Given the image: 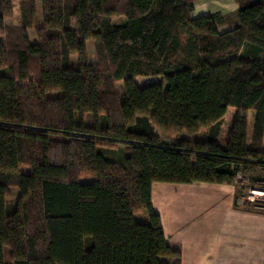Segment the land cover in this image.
<instances>
[{
    "label": "trees",
    "instance_id": "16d2710c",
    "mask_svg": "<svg viewBox=\"0 0 264 264\" xmlns=\"http://www.w3.org/2000/svg\"><path fill=\"white\" fill-rule=\"evenodd\" d=\"M39 1L41 27L36 0H0V264L5 249L12 264L179 258L152 207L153 183L234 185L241 166L264 169V0H234L238 20L223 33L218 13L193 17L198 0ZM14 2L20 24L8 27ZM156 76L163 82H135ZM156 130L207 134L168 146ZM117 144L125 171L106 157Z\"/></svg>",
    "mask_w": 264,
    "mask_h": 264
},
{
    "label": "crops",
    "instance_id": "0c3cea01",
    "mask_svg": "<svg viewBox=\"0 0 264 264\" xmlns=\"http://www.w3.org/2000/svg\"><path fill=\"white\" fill-rule=\"evenodd\" d=\"M237 188L153 183L152 207L166 240L180 249L179 258L160 257V263L264 264V211L237 206Z\"/></svg>",
    "mask_w": 264,
    "mask_h": 264
},
{
    "label": "rangeland",
    "instance_id": "374dc122",
    "mask_svg": "<svg viewBox=\"0 0 264 264\" xmlns=\"http://www.w3.org/2000/svg\"><path fill=\"white\" fill-rule=\"evenodd\" d=\"M179 2H182V0H178ZM37 5V24L39 27L43 25V17L41 12V5L40 1L36 0ZM213 13H218L221 19V23L218 25V31L223 32L227 29L232 28L234 24L237 23V5L234 0H198L194 3V12L193 17L198 18L205 15H210ZM5 24L8 27H18L20 24V11H19V4L18 2H14L12 6V11L10 14H8L5 18ZM114 24H124V19L122 18H114L113 19ZM72 27L75 31H78L76 23H72ZM28 40L30 44L36 43V35L34 29H28L26 31ZM0 41L3 42V38H0ZM87 53L90 63L95 64L96 63V57H95V50L93 47V44L91 41L87 42ZM1 62V60H0ZM71 63L73 67L77 66V57L75 55L71 58ZM3 71H5V68H3ZM136 84L139 87H144L150 84L154 83H161L163 82V77L156 76V77H139L135 79ZM118 91L122 94L124 91V85L123 83L118 84ZM49 97H57L59 96V93H51L48 94ZM236 115V110L233 108L228 109L227 114L225 118L223 119V122L220 126V133L218 141L220 142L221 146L224 145L226 142L228 135L231 132L232 123L234 121ZM248 118V135L251 136V130H252V123L254 114L253 112H249L247 114ZM85 122L87 125L91 126L93 124V119L90 115H87L85 117ZM156 134L160 136L162 139V142L165 145H174L179 143L183 140H195V139H202L207 134V131H204L200 135L197 136H189V135H177V136H165L164 134L160 133L158 130H156ZM127 156V152L125 149L124 144H117L115 147L111 148V152L106 156L107 159L115 165V167L119 170H126V165L124 163V158ZM22 173H26V169H23ZM239 178H237V198L242 197L244 194H246L250 189H264L259 187H253L252 181L253 180H264V169L257 168V169H246L241 166L239 168ZM252 177V178H251ZM255 179H254V178ZM11 200L9 202V206H14L18 196L19 191L18 189H11ZM246 206V205H245ZM247 207L264 211V203H249L247 204ZM136 219L138 221H146V214L141 213L136 216ZM8 249H5V257H6V263L12 264L11 261L8 258Z\"/></svg>",
    "mask_w": 264,
    "mask_h": 264
},
{
    "label": "built area",
    "instance_id": "2783aa9c",
    "mask_svg": "<svg viewBox=\"0 0 264 264\" xmlns=\"http://www.w3.org/2000/svg\"><path fill=\"white\" fill-rule=\"evenodd\" d=\"M264 203V189H250L242 197L237 198L235 204L237 206H245L249 203Z\"/></svg>",
    "mask_w": 264,
    "mask_h": 264
}]
</instances>
